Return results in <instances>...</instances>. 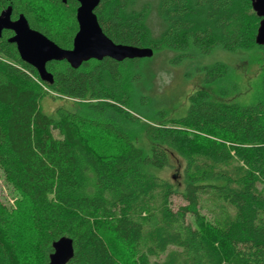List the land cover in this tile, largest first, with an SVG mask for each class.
<instances>
[{
  "label": "trees",
  "instance_id": "obj_1",
  "mask_svg": "<svg viewBox=\"0 0 264 264\" xmlns=\"http://www.w3.org/2000/svg\"><path fill=\"white\" fill-rule=\"evenodd\" d=\"M12 2L15 17L24 14L32 28L72 48L77 0ZM41 3L62 19L45 22ZM153 11L161 24L156 36L149 25ZM253 11L249 0H101L95 13L115 43L154 54L166 46L179 50L181 61L192 48L209 53L216 46L231 52L259 46L261 18ZM125 62L91 60L78 69L51 62L53 80L43 81L14 45L0 40V171L20 204L13 208L0 198V264H48L53 243L63 237L73 240L67 264H264V104L218 102L200 90L174 122L185 129L147 127L145 149L107 115L126 113L119 107L129 104L119 91ZM217 69L204 71L206 83ZM51 95L86 104L88 112L58 108L47 115L41 101ZM94 137L108 140L112 150L100 152ZM81 164L94 181L90 194H77ZM173 168L180 172L173 180L182 177L178 185L151 172ZM174 196L186 203L176 212ZM189 215L197 221L188 229L198 257L179 229ZM21 217L33 238L29 252L19 248Z\"/></svg>",
  "mask_w": 264,
  "mask_h": 264
},
{
  "label": "rangeland",
  "instance_id": "obj_2",
  "mask_svg": "<svg viewBox=\"0 0 264 264\" xmlns=\"http://www.w3.org/2000/svg\"><path fill=\"white\" fill-rule=\"evenodd\" d=\"M38 9L43 20L49 24L57 23L62 19L63 15L48 3H41ZM253 13L255 14L254 11L251 12V14ZM155 14L153 11L149 21L154 36L161 29V24ZM255 24L258 23L254 22L253 27ZM179 56H181L179 50H172L164 46L157 48L151 58L141 60L135 65L130 64L132 60H126L125 65L121 67L120 71L124 80L119 91L125 92L129 104L126 106L119 105L126 111L125 115L119 116L112 110H109L107 115L110 114L112 121L125 129L130 137L139 141L145 149L150 147L149 127L166 124L168 127L185 129L174 122L186 115L190 97L200 90H205L212 100L218 102H234L241 105H252L260 102L264 104V49L262 47L247 44L231 52L221 46H216L209 53L192 48L188 53L189 57H184L179 61ZM207 68H218L220 71L217 69L218 75L206 83L207 75L204 71ZM57 69L64 70L65 68L60 65L57 66ZM136 77H142V82L137 83V80L134 84L132 78ZM140 99L142 100L140 101ZM41 107L42 111L50 116H55L58 108L88 112L86 104H80L56 95H51L42 100ZM127 116H131L132 119H127ZM93 139L100 152L109 153L112 150L113 147L108 143V140H104L105 138L100 141L95 137ZM84 169L85 166L81 164L79 171L81 188L77 194H90L94 190L93 178ZM151 172L175 185L182 181V177L177 179V183L173 180L174 175L180 174L176 168ZM0 198L4 204L10 207L20 206L18 200L14 199L17 197L12 188L5 182L1 171ZM185 204L179 196L172 198V208L175 212ZM181 220L179 229L185 240L191 243L192 237L188 228L196 229L197 221L190 215ZM20 224V234L17 235L19 248L22 249V252H29L33 238H31L27 219L21 217ZM202 234L204 237L207 236L205 232ZM191 246V255L198 257V247L193 243ZM163 259L164 255L159 258H152L151 262H161ZM121 261L122 264H135L134 259H122Z\"/></svg>",
  "mask_w": 264,
  "mask_h": 264
},
{
  "label": "water",
  "instance_id": "obj_3",
  "mask_svg": "<svg viewBox=\"0 0 264 264\" xmlns=\"http://www.w3.org/2000/svg\"><path fill=\"white\" fill-rule=\"evenodd\" d=\"M252 8L261 18L256 43L264 47V0H249ZM67 0H63L66 3ZM76 11L78 32L73 39L71 49H63L43 33L33 30L27 18L21 14L12 21L11 8L0 15V36L3 30H11L15 35L9 40L16 45L23 62L34 67L43 81H52L53 75L48 72L47 65L51 62L66 61L73 69H78L83 63L105 58L117 62L125 60L146 59L154 55L151 48L117 44L103 31L95 10L101 0H77ZM74 255L73 240L63 237L53 243V253L48 264H67Z\"/></svg>",
  "mask_w": 264,
  "mask_h": 264
},
{
  "label": "flooded vegetation",
  "instance_id": "obj_4",
  "mask_svg": "<svg viewBox=\"0 0 264 264\" xmlns=\"http://www.w3.org/2000/svg\"><path fill=\"white\" fill-rule=\"evenodd\" d=\"M7 4H6V6L4 5V4H0V15L2 14V12L3 11H6L7 9H9V8H11V10H12V16H11V19H12V21H16L17 19H18V17L21 15V14H19L18 15V17H15L14 16V3L12 2V0H4ZM78 7H79V5H78ZM24 15V14H23ZM261 22V21H260ZM30 27H31V25H30ZM32 28V27H31ZM33 30H36V29H34V28H32ZM36 31H38V30H36ZM40 32V31H39ZM15 35V33L13 32V31H11V30H3V32H2V35L0 36V40H2L3 41V39L5 38V40L9 43V44H11V45H14L15 46V48H16V50H17V47H16V45L15 44H13V43H10L9 42V40L13 37ZM17 52H18V50H17ZM18 55H19V53H18ZM19 57H20V55H19ZM21 59V58H20ZM34 68V67H33Z\"/></svg>",
  "mask_w": 264,
  "mask_h": 264
}]
</instances>
